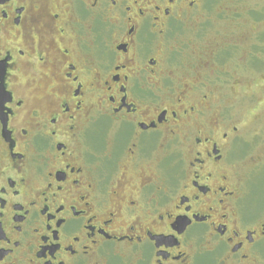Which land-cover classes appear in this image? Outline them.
I'll return each mask as SVG.
<instances>
[{
  "label": "flooded vegetation",
  "instance_id": "obj_1",
  "mask_svg": "<svg viewBox=\"0 0 264 264\" xmlns=\"http://www.w3.org/2000/svg\"><path fill=\"white\" fill-rule=\"evenodd\" d=\"M203 4L0 0V264H264V125L170 57Z\"/></svg>",
  "mask_w": 264,
  "mask_h": 264
},
{
  "label": "rangeland",
  "instance_id": "obj_2",
  "mask_svg": "<svg viewBox=\"0 0 264 264\" xmlns=\"http://www.w3.org/2000/svg\"><path fill=\"white\" fill-rule=\"evenodd\" d=\"M203 6L200 14L174 26L170 43L181 51L170 57L182 58L187 67L199 65L196 84L209 87L212 106L225 104L233 120L249 132L257 130L264 125V0H204ZM207 46L213 48L210 60ZM196 76L192 72L187 79L195 82ZM263 172L253 189L257 207L264 204Z\"/></svg>",
  "mask_w": 264,
  "mask_h": 264
},
{
  "label": "snow or ice",
  "instance_id": "obj_3",
  "mask_svg": "<svg viewBox=\"0 0 264 264\" xmlns=\"http://www.w3.org/2000/svg\"><path fill=\"white\" fill-rule=\"evenodd\" d=\"M186 215V214H185Z\"/></svg>",
  "mask_w": 264,
  "mask_h": 264
}]
</instances>
